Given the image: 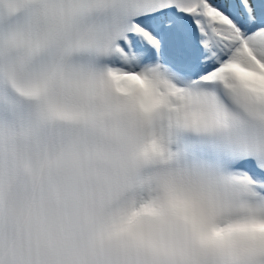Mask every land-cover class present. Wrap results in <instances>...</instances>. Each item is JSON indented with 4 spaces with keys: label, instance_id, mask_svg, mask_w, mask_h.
Here are the masks:
<instances>
[{
    "label": "snow or ice",
    "instance_id": "obj_1",
    "mask_svg": "<svg viewBox=\"0 0 264 264\" xmlns=\"http://www.w3.org/2000/svg\"><path fill=\"white\" fill-rule=\"evenodd\" d=\"M0 264H264V0H0Z\"/></svg>",
    "mask_w": 264,
    "mask_h": 264
}]
</instances>
